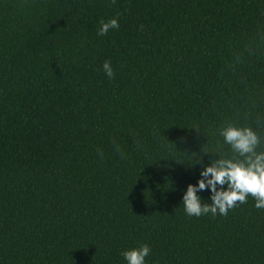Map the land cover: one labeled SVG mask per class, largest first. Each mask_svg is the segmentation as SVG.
Masks as SVG:
<instances>
[{
  "label": "trees",
  "instance_id": "trees-1",
  "mask_svg": "<svg viewBox=\"0 0 264 264\" xmlns=\"http://www.w3.org/2000/svg\"><path fill=\"white\" fill-rule=\"evenodd\" d=\"M227 123L264 150V0H0V264H264L251 195L181 203Z\"/></svg>",
  "mask_w": 264,
  "mask_h": 264
},
{
  "label": "clouds",
  "instance_id": "clouds-1",
  "mask_svg": "<svg viewBox=\"0 0 264 264\" xmlns=\"http://www.w3.org/2000/svg\"><path fill=\"white\" fill-rule=\"evenodd\" d=\"M119 26L116 18L101 20L98 35L105 36ZM103 71L108 78L114 77L110 61L104 62ZM219 135L233 155L228 158L212 153L216 158L208 163L202 156L193 158L191 165L193 168L199 165V177L195 184L190 183L182 190L181 199L188 216H227L229 210L246 203L249 195L254 198L257 209H264V150H258L260 136L252 127L234 123H227ZM205 191L209 193L210 203L199 195ZM150 252V246L142 244L124 250L122 256L126 264H146Z\"/></svg>",
  "mask_w": 264,
  "mask_h": 264
}]
</instances>
